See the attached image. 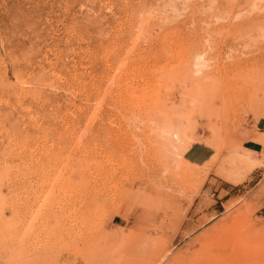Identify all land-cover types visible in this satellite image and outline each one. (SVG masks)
<instances>
[{
	"label": "rangeland",
	"instance_id": "rangeland-1",
	"mask_svg": "<svg viewBox=\"0 0 264 264\" xmlns=\"http://www.w3.org/2000/svg\"><path fill=\"white\" fill-rule=\"evenodd\" d=\"M259 129L264 0H0V264H264Z\"/></svg>",
	"mask_w": 264,
	"mask_h": 264
},
{
	"label": "crops",
	"instance_id": "crops-1",
	"mask_svg": "<svg viewBox=\"0 0 264 264\" xmlns=\"http://www.w3.org/2000/svg\"><path fill=\"white\" fill-rule=\"evenodd\" d=\"M264 135V131L259 130H251L246 132L243 135V142L246 145V148L249 150L250 154H261L264 151V144L259 140ZM215 154V150L211 145L205 144L203 142H195L189 146V148L185 151L184 158L191 163L201 165L209 161L213 155ZM264 167H259L256 169V179L252 185H250L249 189L245 191L244 194H249L252 198V201L257 207V212L264 217ZM212 179H215L212 181ZM212 189H214L217 193V196L221 194L223 190V181L220 179H216L213 177H209L207 181ZM210 187V188H211ZM215 193V194H216ZM229 193V190H226V194ZM224 202L221 201V204Z\"/></svg>",
	"mask_w": 264,
	"mask_h": 264
},
{
	"label": "bare ground",
	"instance_id": "bare-ground-1",
	"mask_svg": "<svg viewBox=\"0 0 264 264\" xmlns=\"http://www.w3.org/2000/svg\"><path fill=\"white\" fill-rule=\"evenodd\" d=\"M203 65V64H202ZM38 79V78H37ZM52 84V83H51ZM53 138V137H52Z\"/></svg>",
	"mask_w": 264,
	"mask_h": 264
}]
</instances>
